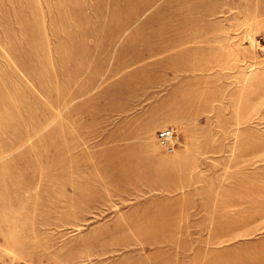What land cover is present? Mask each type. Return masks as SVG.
I'll use <instances>...</instances> for the list:
<instances>
[{
  "label": "rangeland",
  "instance_id": "374dc122",
  "mask_svg": "<svg viewBox=\"0 0 264 264\" xmlns=\"http://www.w3.org/2000/svg\"><path fill=\"white\" fill-rule=\"evenodd\" d=\"M181 54L196 76L166 90L194 98L157 130H176L175 152L155 134L113 156L198 160L112 173L101 108L138 67L165 91ZM177 204L215 210L124 226ZM0 264H264V0H0Z\"/></svg>",
  "mask_w": 264,
  "mask_h": 264
},
{
  "label": "crops",
  "instance_id": "0c3cea01",
  "mask_svg": "<svg viewBox=\"0 0 264 264\" xmlns=\"http://www.w3.org/2000/svg\"><path fill=\"white\" fill-rule=\"evenodd\" d=\"M183 60L182 66L177 69L171 68H161L158 72L160 76L159 85L165 87V91H155L150 92L148 87L151 88L152 84L150 80L144 78V69L135 68L131 72L133 75V80H129L128 84L132 86V91H128V85L125 82L120 89L125 87L121 91L111 92L107 105L101 108V116L103 123L105 125L109 124V129L105 131L102 139L105 143H101L102 147H110L112 154L108 162L109 168L114 173V169L118 168L119 165H129L138 164L139 166L135 168L138 172H154L166 174L169 172L184 173L186 170L185 162H196L198 160L197 156H186L184 150H179L176 155L163 156V155H151L149 151L144 154L134 155L133 152H128L125 155L113 156V151L115 148L122 150H131L134 148H152L153 142L155 141V134L158 129L164 128L166 126L175 125L180 127L187 116L177 110L175 114L173 112L174 104L172 99H179L181 101H186L193 99L190 96V90L187 86H183L180 90L179 96L174 95L166 90V82L170 81L172 76L176 73L180 77V82L183 85L193 83L191 77H195L196 73L194 71V64L196 60L194 55L187 57L185 54L180 55ZM189 58V61L186 60ZM213 63H210L207 67H212ZM136 77V78H135ZM161 81V82H160ZM127 87V88H126ZM185 104L182 103V106ZM181 112L182 107L179 106ZM116 151V149H115ZM190 158V159H189ZM166 162L179 163L176 167H167L164 165ZM151 164H157L156 167H151ZM122 168V167H121ZM126 168V167H123ZM202 205L190 204L182 205H160L159 207H154L150 209L152 211L161 213L162 215L157 216V222H150L145 219H127L124 224L125 227H166L167 220L164 213L167 212H198V211H214L207 209L206 205L203 209ZM143 210V209H142Z\"/></svg>",
  "mask_w": 264,
  "mask_h": 264
},
{
  "label": "built area",
  "instance_id": "2783aa9c",
  "mask_svg": "<svg viewBox=\"0 0 264 264\" xmlns=\"http://www.w3.org/2000/svg\"><path fill=\"white\" fill-rule=\"evenodd\" d=\"M156 139L160 147L167 153H173L177 147L176 130L173 127L165 128L156 133Z\"/></svg>",
  "mask_w": 264,
  "mask_h": 264
}]
</instances>
